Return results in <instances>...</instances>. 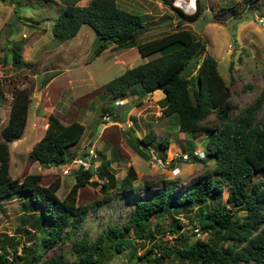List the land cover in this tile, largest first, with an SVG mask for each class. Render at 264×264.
<instances>
[{"label":"trees","instance_id":"trees-1","mask_svg":"<svg viewBox=\"0 0 264 264\" xmlns=\"http://www.w3.org/2000/svg\"><path fill=\"white\" fill-rule=\"evenodd\" d=\"M78 1L60 0L61 9L50 27L53 38L65 41L75 36L82 25H87L98 42L93 56L108 45L119 50L135 47L143 61L108 80L104 84L105 93L114 101L124 99L127 93L142 96L160 91L163 96L159 101L160 115L173 117L180 132H202L206 137L205 156L214 160V168L205 171L180 195L173 194L175 183L169 181L167 188L154 195L133 199L131 210L120 228L107 225L92 242L82 236L73 239L68 250L77 257L74 264H104V243L115 253L133 248V241L124 236L122 230H131L139 240L152 241L155 232L164 235L167 232L173 237L169 244L158 241L145 249L139 256L145 264H264V179L252 181L253 174L264 176V118L254 116L264 101V86L252 103L232 113L229 87L219 74L215 59L205 53L198 37L181 26L182 21H193L201 15L200 0H192L193 11L190 13H183L169 0H162L176 11L179 20L173 30L143 41L137 39L142 31L147 30V15L119 8L116 0H87L84 5H79ZM240 2L248 6L252 0ZM237 4L219 6L216 10L220 14L228 11L232 15ZM10 60L14 68L29 66L22 60L18 47L11 50ZM23 90L11 93L6 122L0 128V204L10 197L19 199L20 216L40 234L39 243L44 247V253L63 238L68 239L87 209L99 205L98 201L77 205L78 188L89 183L93 174L102 180L100 187L103 188L115 187L116 181L103 160L95 172L91 167L83 169L78 166L74 170L73 182L61 198L55 193L60 184L59 177L46 185L39 184L41 176L38 173H29L20 179L11 178L8 175L7 144L21 137L26 125L30 98ZM3 100L0 83V103ZM105 113L114 116L107 106L100 107L99 114ZM209 115L213 116L211 120ZM83 130L84 125L78 121L64 124L49 113L43 134L32 144L28 157L40 165L51 162L57 165L66 159L68 147L80 140ZM153 137L149 131L138 139L134 138V151L145 157L139 151L142 146H148ZM156 143L159 148H165L167 140ZM189 156L202 162L195 155ZM134 175L132 167L128 166L117 186L122 197L134 191L130 185ZM224 190V202L212 205ZM192 205H195V212L189 224L205 237H194L192 232L189 235L179 233L180 223L173 216L167 231L161 228L159 220L163 215L177 212L178 207ZM231 207L244 210V215L238 217ZM35 211L42 215V222L35 218ZM6 239L0 235V264H62L61 253L42 260V253L27 245H22V253L19 250L17 254L13 248L7 254L4 250Z\"/></svg>","mask_w":264,"mask_h":264},{"label":"rangeland","instance_id":"rangeland-1","mask_svg":"<svg viewBox=\"0 0 264 264\" xmlns=\"http://www.w3.org/2000/svg\"><path fill=\"white\" fill-rule=\"evenodd\" d=\"M86 1L79 0L77 3L84 5ZM240 1L200 0L203 7L201 15L193 21H184L181 25L198 37L205 53L215 59L217 70L229 87L233 114L252 103L264 86V0H252L248 6ZM169 2L183 13L191 10L188 0ZM234 2L238 4L232 15L228 11L220 14L216 10L219 6L232 5ZM159 3L158 0H141L139 3L147 4L150 12L146 18L147 30L139 34L138 41L171 31L177 24L179 17L176 11ZM120 4L135 7L123 0ZM61 6L60 0L0 1V83L4 95V100L0 103V128L6 122L11 93L23 88L30 98L23 133L7 144L8 175L20 179L26 174L38 173L41 185L59 177L60 184L55 193L61 198L74 180L78 160L86 161L84 147L95 135L100 121H104L97 135L99 137L91 146L95 154L99 152L107 159L108 171L113 175L116 186L100 187L102 180L92 176L89 183L79 187L75 200L77 205H90L96 201L99 205L87 209L68 239L63 238L44 253V247L39 243L40 234L31 229L33 225L27 224L20 216L22 213L17 198L10 197L0 204V235L8 238L4 247L7 254L13 248L18 251L17 254L19 250L22 253V245H27L42 253V260L61 253L62 264H74L77 257L68 250L73 239L82 236L87 242H92L107 225L120 228L131 210L133 199L148 198L158 190L167 188L169 181L175 183L173 194L180 195L205 171L214 168V160L205 156L206 137L202 132H180L173 117L160 115L159 101L163 97L160 91L142 96L127 93L125 99L120 101H113L108 97L104 84L125 68L141 63L143 59L134 47L119 50L107 46L93 56L98 42L87 25H82L72 38L57 41L53 38L50 27ZM234 40L237 49L232 53ZM16 47L22 60L29 66L14 68L11 65V50ZM40 73L43 78L35 88L34 77ZM44 80L46 82L42 85ZM102 106H107L114 116L108 113L100 115L99 109ZM49 113L55 114L63 123L80 119L84 125V132L78 143L67 149L65 162L54 166L40 165L28 157V150L41 136ZM254 116L256 119L264 118V101ZM212 117L208 116L210 120ZM149 131L154 137L148 146H140L139 152L144 154L143 157L134 151L133 146L136 145L135 139ZM160 140H167L165 148H159L156 142ZM99 154L89 162L98 165ZM190 154L200 157L202 162L191 159ZM128 166L132 167L135 174L130 184L134 191L127 197H122L117 186ZM63 169H67L68 174H62ZM260 179H264L261 173L252 175V181ZM91 181L97 184L93 185ZM133 193L137 195L133 196ZM225 195L224 190L219 200H215L212 205L223 203ZM231 210L238 217L245 213L244 210L233 207ZM194 212L195 205L178 207L177 212L172 211L171 215L162 216L160 226L166 232L173 216L180 223L179 233L189 235L192 232L194 237H205L204 233L195 231L189 224ZM35 213V218L42 222L40 212ZM122 234L133 241L134 247L115 253L104 243V264H145L139 258L145 249L158 241L169 244L173 238L167 232L166 235L155 232V239L152 241H147L146 238L139 240L131 230H122Z\"/></svg>","mask_w":264,"mask_h":264},{"label":"crops","instance_id":"crops-1","mask_svg":"<svg viewBox=\"0 0 264 264\" xmlns=\"http://www.w3.org/2000/svg\"><path fill=\"white\" fill-rule=\"evenodd\" d=\"M120 1H122V0H116V4H117V6L119 7V8H122V9H124V10H126V11H129V12H131V13H137V14H140V15H147V13H149L150 12V8L147 6V4H142V5H139V3H141V0H123L125 3H129L130 5H134L135 7H126L125 5H121L120 4ZM143 1H146V0H143ZM189 2H190V4H191V10H190V12H192L193 11V1L192 0H188ZM160 3H159V5L160 4H164L163 2H162V0H160L159 1ZM120 5V6H119ZM123 6H125V7H123ZM139 6V7H138ZM148 9V10H147ZM205 10V9H204ZM133 11H135V12H133ZM190 12H188V13H190ZM203 12V11H202ZM142 13V14H141ZM148 19H149V16H148ZM178 20H179V18H178ZM182 22H184V21H182ZM182 25V24H181ZM184 25V24H183ZM109 46V45H108ZM132 48V47H131ZM135 48V47H134ZM128 49V48H127ZM137 52V51H136ZM53 78H55V77H53ZM53 78L51 79V81H53ZM65 78H66V80H67V76H65ZM68 82H71V81H69L68 80ZM77 83V82H76ZM78 88H80V87H78ZM28 107H29V105H28ZM51 114H53V113H51ZM84 114V113H83ZM82 114V115H83ZM54 116H56L55 114H53ZM85 115V114H84ZM47 116V115H46ZM57 117V116H56ZM27 119V118H26ZM75 120V119H74ZM27 121V120H26ZM60 121V120H59ZM72 121V120H71ZM77 121L79 122V123H81L82 124V121L80 120V119H77ZM61 122V121H60ZM70 122V121H69ZM61 123H63V122H61ZM66 123H68V122H66ZM66 123H64V124H66ZM45 125H46V123H45ZM102 126H103V124H102ZM102 126H101V128H102ZM45 128V127H44ZM128 128V127H127ZM101 130V129H100ZM43 131H44V129H43ZM43 131H42V133H41V135L43 134ZM83 132H84V130H83ZM99 133H97L96 134V138H95V140L99 137H97V135H98ZM82 135H83V133H82ZM82 135H81V137H82ZM130 136L128 137V139L130 140ZM39 139V138H38ZM37 139V140H38ZM134 139V138H133ZM36 140V141H37ZM94 140V141H95ZM35 141V142H36ZM78 143V142H77ZM77 143H75V144H73V145H71L70 147H72V146H74V145H76ZM101 146H102V144H101ZM70 147H68V148H70ZM101 148V147H100ZM97 154V153H96ZM100 156V160H99V162L97 163L98 165H99V163H100V161L102 162V160L103 161H106L107 162V164H109L108 163V161H107V159H105L104 157H102L101 155H99ZM97 157V156H96ZM109 166V165H108ZM107 169H108V167H107Z\"/></svg>","mask_w":264,"mask_h":264},{"label":"water","instance_id":"water-1","mask_svg":"<svg viewBox=\"0 0 264 264\" xmlns=\"http://www.w3.org/2000/svg\"><path fill=\"white\" fill-rule=\"evenodd\" d=\"M158 1H160V0H158ZM201 45H202V44H201ZM235 49H237V44L235 43V40H234V47H233V51H232V52H234ZM42 78H43V74H42V73H40V74H38V75H36V76L34 77V79H35V88H37V87L39 86V84H40ZM101 126H102V124L100 123V124L98 125L97 129H96V133H95V135H93L92 138L90 139V141L88 142V145H87L88 147L91 146L92 143L94 142V140H95V138H96V134L99 133V131H100V129H101ZM146 152L148 153V150H146ZM64 162H65V161H61L59 164H63ZM50 165L54 166L55 164H54L53 162H51Z\"/></svg>","mask_w":264,"mask_h":264},{"label":"built area","instance_id":"built-area-1","mask_svg":"<svg viewBox=\"0 0 264 264\" xmlns=\"http://www.w3.org/2000/svg\"><path fill=\"white\" fill-rule=\"evenodd\" d=\"M85 157H86V161H80V160H78L76 166H82L83 169H87V168H89V167H92V164H90L89 161H88L90 158H92V157L94 158V157H95V154H94L92 148H88V149L86 150V155H85ZM182 157L185 159L184 156H182ZM74 161H75V160H74ZM92 171H93V168H92ZM62 173H63V174H67V173H68V170H67V169H63V170H62ZM194 230L197 231V229H194ZM7 258H8V257H7Z\"/></svg>","mask_w":264,"mask_h":264},{"label":"clouds","instance_id":"clouds-1","mask_svg":"<svg viewBox=\"0 0 264 264\" xmlns=\"http://www.w3.org/2000/svg\"><path fill=\"white\" fill-rule=\"evenodd\" d=\"M233 53V52H232ZM145 95V94H144ZM125 99V98H124ZM123 100V99H122ZM114 101H116V100H114ZM120 101V100H119ZM101 124H104V123H101ZM45 127H46V125H45ZM45 129V128H44ZM40 138V137H39ZM88 148H92V146H86V147H84V149H83V152H84V156L86 155V150L88 149ZM30 150V149H29ZM28 150V151H29ZM92 150H93V148H92ZM147 150V149H146ZM93 152H94V150H93ZM95 154V153H94ZM201 154H202V152H201ZM151 155H153L152 153H151ZM94 158H96V154H95V157ZM181 158V157H180ZM183 158V157H182ZM198 158H200V157H198ZM91 159H93V157L92 158H90L88 161H90ZM201 159V158H200ZM65 161V160H64ZM90 164H92V167H91V169L93 168V171L95 172V169H96V167L98 166V165H95V164H93L92 162H89ZM50 165V164H49ZM58 165V164H57ZM78 167V166H77ZM76 167V168H77ZM63 174V173H62ZM68 174V173H67ZM92 176H95L94 174L92 175ZM91 176V177H92ZM96 177V176H95ZM97 178V177H96Z\"/></svg>","mask_w":264,"mask_h":264}]
</instances>
